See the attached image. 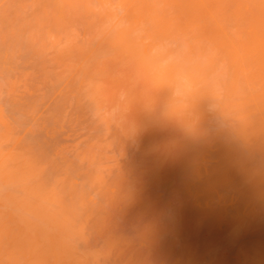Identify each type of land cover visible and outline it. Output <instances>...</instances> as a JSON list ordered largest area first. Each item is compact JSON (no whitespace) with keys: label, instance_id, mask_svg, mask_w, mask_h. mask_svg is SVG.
I'll use <instances>...</instances> for the list:
<instances>
[{"label":"bare ground","instance_id":"1","mask_svg":"<svg viewBox=\"0 0 264 264\" xmlns=\"http://www.w3.org/2000/svg\"><path fill=\"white\" fill-rule=\"evenodd\" d=\"M0 264H264V0H0Z\"/></svg>","mask_w":264,"mask_h":264}]
</instances>
